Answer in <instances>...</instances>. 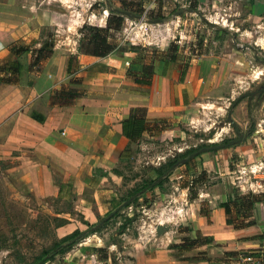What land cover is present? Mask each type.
Wrapping results in <instances>:
<instances>
[{"label":"crops","instance_id":"1","mask_svg":"<svg viewBox=\"0 0 264 264\" xmlns=\"http://www.w3.org/2000/svg\"><path fill=\"white\" fill-rule=\"evenodd\" d=\"M204 1L198 0L199 4ZM244 3L250 14L264 13V0H244ZM34 15L0 5V159L14 163L10 169L36 198L63 199L68 193L71 210L65 212L66 223H75L72 229L66 230L65 224L56 228L58 232L62 230L63 236L76 228L86 229L83 221L95 223L113 210L115 199L110 195L113 182L121 178V173L112 174V169L118 168L122 161L119 155L128 144L121 121L128 117L130 109L145 107L149 120L171 117L181 120L183 115L176 111L191 105V100L183 101L184 94L188 98L186 84L195 78L191 81V92L197 96L199 84L193 82L198 83L203 77L199 78L201 71L195 76L194 70L190 74L188 69L180 81L176 63L163 68L157 61L150 84L136 83L126 74L127 69L142 70L141 63L135 60L136 53L117 46L104 57L78 54L76 75L81 84L73 87L81 95L69 105L53 104V92L70 80L66 71L68 58L78 51L73 47L75 38L72 37L68 47L65 34L57 35L55 44L49 46L44 22ZM126 27L127 22L121 31ZM54 30L59 32L60 27ZM42 46L51 50L47 57L38 58ZM11 61L18 62L17 72L6 64ZM236 107L231 109L232 113H236ZM32 112L44 115V121L32 118ZM227 121L239 127L234 116ZM173 125L162 133L177 134ZM260 132L256 129L248 135L253 138V145L241 142L202 153L200 170L207 176L212 174L215 180L204 183L198 197L185 200L182 206L185 211L180 217L173 216V222L167 213L147 226L137 223L136 232H125L129 231L126 227L118 234L120 246L110 240L111 236L98 237L96 241L93 232L47 264H112L110 259L101 260L95 247H106L115 264H240L241 254L263 251L264 162L254 173L248 171L250 175L242 166L245 158L252 163L264 159L259 147ZM234 188L260 196L248 218L252 224L245 227L228 224L219 205ZM178 223L182 226L180 230L175 226ZM194 233L200 236V242L184 245L180 240L192 238Z\"/></svg>","mask_w":264,"mask_h":264},{"label":"rangeland","instance_id":"2","mask_svg":"<svg viewBox=\"0 0 264 264\" xmlns=\"http://www.w3.org/2000/svg\"><path fill=\"white\" fill-rule=\"evenodd\" d=\"M109 1L113 7H122L119 0ZM124 1L129 8L136 7L141 1L140 15L165 19L147 24L126 16L122 27L126 22L127 27L123 31L122 27L114 31L110 37L115 48L145 47L146 50L139 51L135 58L140 62L151 61L153 66L159 56L175 55L174 63L179 71L187 65L190 74L194 70L196 76L197 71H201L199 78H203L198 83L193 82L199 84L197 96L191 92V81L195 78L186 84L187 100H191V105L176 111V114L183 115L181 120L168 119L167 128L175 121L173 126L178 133L167 131L169 133L161 132L153 137L144 136L138 150L129 159L122 160L118 168L112 169V174L121 173V178H115L113 182L112 199H120L143 179L155 177L151 167L190 147L219 143L224 139L235 140L239 134L244 135L242 143L253 145V138L248 136L251 124L253 133L256 129L261 130L259 147L264 155V92L253 93L264 81V13L250 14L244 0H205L200 4L198 0ZM107 3L108 0H0V5L10 10L37 14L39 21L44 22L45 40L49 46L55 44L58 36L65 34L66 44L71 47L74 37L76 53L80 27L84 24L104 26L109 14ZM56 27H60L59 32L54 30ZM78 54L81 53L78 51L76 56ZM244 93L248 96L235 105L236 113H229L230 102ZM233 116L240 123L238 132L227 123ZM201 155L175 170L162 188L147 191L138 202L105 221L102 230L95 233L96 241L98 237L108 239L111 236L120 246L122 240L117 230L126 217H135L127 224L129 231H125L132 233L136 232L137 223H146L147 226L167 213L180 217L185 211L182 208L184 201L198 197L204 183L215 180L212 174H202ZM260 160L253 163L247 158L242 160L248 175L250 169L262 167L260 162L264 159ZM13 164L10 160L0 159V264H24L22 258L30 261L41 247L48 246L62 234V230L58 232L55 227L57 221H45L44 215L65 218L68 217L65 212L69 210L67 192L63 199L36 198L10 169ZM194 179L196 181L192 182ZM154 201L161 204L156 206ZM74 223H65V229H72ZM175 226L178 230L182 227L179 223ZM180 240L184 245H193L201 238L194 233L192 238Z\"/></svg>","mask_w":264,"mask_h":264},{"label":"trees","instance_id":"3","mask_svg":"<svg viewBox=\"0 0 264 264\" xmlns=\"http://www.w3.org/2000/svg\"><path fill=\"white\" fill-rule=\"evenodd\" d=\"M119 2L122 3V7H113V5L108 0L107 8L109 14L106 18L104 26L84 24L80 27L78 51L81 54L95 57H104L108 55L115 49V44L110 41V37L112 36L114 31H118L121 29L124 23V18L127 15H137L139 13H142L141 1L136 3V7L133 6V8L127 7L124 0H119ZM162 19H165V17H162ZM128 50L138 54L139 51H145L146 49L145 47L141 46L129 45ZM48 52V47L42 46L38 50V55L40 56L38 58L47 57ZM158 60L160 61V63H162L163 68H166L170 64L174 63L176 58L175 55H161L159 56ZM138 62L141 63L142 70L138 72L127 69L126 74L132 77L136 83L149 85L153 75V63L151 61L150 63L142 61ZM78 63L79 61L76 55L69 56L66 71L70 76V80L68 83L63 84L59 89L53 92V95L51 96L53 104H57L59 106L69 105L75 98L81 95V92L77 88L73 87L81 84V79L76 75ZM6 64L9 66V69H11V71H18V62L11 61ZM186 68L187 65H185L180 71V81L184 79ZM247 95L248 94L244 93L233 99L230 102L228 112L230 113L231 109ZM183 101L184 103L188 101L185 97V94L183 97ZM31 117L39 122H43L45 119L44 115L35 112L31 113ZM168 126V119L159 118L149 120L146 116L145 107H132L130 109L128 117L121 121L122 134L128 140V144L121 151L119 155L120 160L129 159L138 150L137 146L144 136H155L157 134H160ZM231 126L238 132V126L235 123L231 122ZM252 130L253 124L250 125L248 133L252 132ZM243 136L244 135L239 134L238 138L235 140L224 139L219 143H209L196 147H190L183 152L175 153L172 157L160 163L158 166L151 167V169H153L156 174L155 177H147L143 179V181L133 187L131 191H129L126 195L120 197V199H115L113 210L99 217L95 223H88L86 221H83V223L87 226L86 229L80 230L76 228L63 236L55 237L48 246L41 247V249L33 255L30 261H25L24 258H22V262L24 264H45L46 262L54 259L56 256L67 252L77 242L82 240L87 235L93 232L101 231L104 227L103 223L105 221H108L114 216L119 215L123 208L129 207L130 205L138 202L139 198H141L144 193L154 189L155 187L162 188L163 184L169 179V176L176 169L184 166L186 163H189L192 159H195L206 151L217 150L219 148L239 144L243 139ZM132 146H136V148L132 149ZM202 174L206 175V172L202 171ZM195 181L196 179H194L192 182ZM195 196L196 195L194 194V197ZM259 197L260 196L258 194H255L253 192L243 193L239 189L234 188L232 194L227 198V200L219 204L224 209L226 222L228 224H231L235 228L245 227L252 224V220H249L248 218L252 215L253 206L257 201H259ZM70 210L71 204L69 203L68 211ZM44 216L46 218L45 221H57L55 225L56 228L64 225L67 222V219L63 217L51 216L49 214H45ZM134 219L135 217L133 216L126 217L124 219V222L120 223V225L118 226L117 234L123 233L127 227V224L132 222ZM94 250L101 260L106 261L110 259L112 264L116 263L115 258L110 255L106 247H95Z\"/></svg>","mask_w":264,"mask_h":264},{"label":"built area","instance_id":"4","mask_svg":"<svg viewBox=\"0 0 264 264\" xmlns=\"http://www.w3.org/2000/svg\"><path fill=\"white\" fill-rule=\"evenodd\" d=\"M252 173L256 171V169H250ZM173 222V217L171 218ZM175 222V221H174ZM240 264H264V254L263 251H254L249 252L246 254H241L240 257Z\"/></svg>","mask_w":264,"mask_h":264},{"label":"water","instance_id":"5","mask_svg":"<svg viewBox=\"0 0 264 264\" xmlns=\"http://www.w3.org/2000/svg\"><path fill=\"white\" fill-rule=\"evenodd\" d=\"M129 17L130 18H133V19H136V20H138L140 22L147 23V24L158 23V22H161V20H162V19L147 18L144 15H140V14H137V15H129ZM261 89L264 92V85L262 86ZM158 231H160V228H158Z\"/></svg>","mask_w":264,"mask_h":264},{"label":"flooded vegetation","instance_id":"6","mask_svg":"<svg viewBox=\"0 0 264 264\" xmlns=\"http://www.w3.org/2000/svg\"><path fill=\"white\" fill-rule=\"evenodd\" d=\"M263 85H264V81H263V83L261 84V87L258 88V89H256V91H254L253 93H254V94H258V93H260V92H263L262 89H261ZM251 93H252V92H251ZM251 93H250V94H251ZM247 96H248V95H247Z\"/></svg>","mask_w":264,"mask_h":264}]
</instances>
